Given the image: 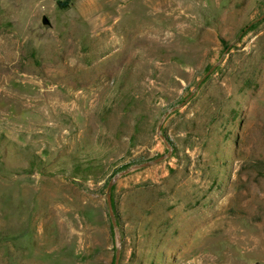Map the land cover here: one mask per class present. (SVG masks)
<instances>
[{
  "label": "rangeland",
  "instance_id": "obj_1",
  "mask_svg": "<svg viewBox=\"0 0 264 264\" xmlns=\"http://www.w3.org/2000/svg\"><path fill=\"white\" fill-rule=\"evenodd\" d=\"M118 252L264 264V0H0V264Z\"/></svg>",
  "mask_w": 264,
  "mask_h": 264
},
{
  "label": "water",
  "instance_id": "obj_2",
  "mask_svg": "<svg viewBox=\"0 0 264 264\" xmlns=\"http://www.w3.org/2000/svg\"><path fill=\"white\" fill-rule=\"evenodd\" d=\"M45 21H47L46 18H45ZM140 166H142V165H137L135 167H140ZM113 183H114V180H112L110 182L109 189L112 187ZM108 203H109L110 213H111V215H112V217L114 219V224L116 225L111 192L108 193ZM119 260H120V252L117 253L115 264H119Z\"/></svg>",
  "mask_w": 264,
  "mask_h": 264
},
{
  "label": "trees",
  "instance_id": "obj_3",
  "mask_svg": "<svg viewBox=\"0 0 264 264\" xmlns=\"http://www.w3.org/2000/svg\"><path fill=\"white\" fill-rule=\"evenodd\" d=\"M65 5H67V4H65Z\"/></svg>",
  "mask_w": 264,
  "mask_h": 264
}]
</instances>
